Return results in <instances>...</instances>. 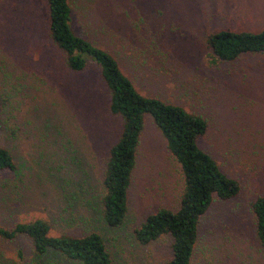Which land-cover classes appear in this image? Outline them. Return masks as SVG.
Returning a JSON list of instances; mask_svg holds the SVG:
<instances>
[{
    "label": "rangeland",
    "instance_id": "1",
    "mask_svg": "<svg viewBox=\"0 0 264 264\" xmlns=\"http://www.w3.org/2000/svg\"><path fill=\"white\" fill-rule=\"evenodd\" d=\"M73 30L110 54L147 97L202 118L197 146L238 184L199 219L191 264H264L250 204L264 196V54L217 61L205 38L222 30L264 29V0H70ZM44 0H0V147L14 170L0 172V227L35 219L51 236L98 233L112 264H163L168 236L139 245L132 231L158 209H174L177 165L145 116L127 189L123 225L99 216L101 178L120 121L95 66L64 67L46 34ZM36 260L24 237L0 239V264Z\"/></svg>",
    "mask_w": 264,
    "mask_h": 264
},
{
    "label": "trees",
    "instance_id": "2",
    "mask_svg": "<svg viewBox=\"0 0 264 264\" xmlns=\"http://www.w3.org/2000/svg\"><path fill=\"white\" fill-rule=\"evenodd\" d=\"M44 3L46 34L50 44L61 54L64 67L77 74L89 64L95 66L108 94V113L120 121V132L108 149L101 178V221L110 229H118L124 223L138 138L143 119L148 116L178 167L181 190L174 209L161 208L149 214L133 229L132 236L139 245L168 236L170 258L163 264H191L199 219L214 199L227 201L238 193L237 182L223 174L213 159L197 146L198 139L206 133V122L179 106L139 94L110 54L73 30L70 0H44ZM205 46L221 62H232L242 55H262L264 29L218 31L206 36ZM14 168L11 155L0 147V172H12ZM250 209L254 237L264 253V196L257 197ZM49 232L47 222L35 219L16 223L9 230L0 227V239L24 237L36 260L49 254L77 264H112L98 233L51 236Z\"/></svg>",
    "mask_w": 264,
    "mask_h": 264
}]
</instances>
